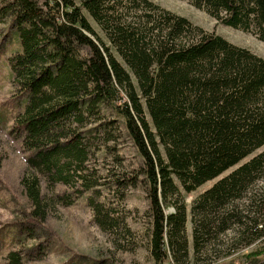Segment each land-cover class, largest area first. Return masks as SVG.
<instances>
[{
	"label": "trees",
	"instance_id": "obj_1",
	"mask_svg": "<svg viewBox=\"0 0 264 264\" xmlns=\"http://www.w3.org/2000/svg\"><path fill=\"white\" fill-rule=\"evenodd\" d=\"M187 1L264 43V0ZM9 20L21 45L9 58L12 132L28 154L22 184L34 217L45 214V182L67 206L85 192L103 231H127L119 195L106 201L97 189L110 144L123 135L142 161L159 264L166 247L187 258L181 192L238 165L192 205L195 252L235 227L264 236V152L243 163L264 147V59L150 0H0V24ZM253 256L261 262L264 248ZM9 258L21 264L17 254Z\"/></svg>",
	"mask_w": 264,
	"mask_h": 264
},
{
	"label": "rangeland",
	"instance_id": "obj_2",
	"mask_svg": "<svg viewBox=\"0 0 264 264\" xmlns=\"http://www.w3.org/2000/svg\"><path fill=\"white\" fill-rule=\"evenodd\" d=\"M71 1L77 4L81 0ZM150 1L188 19L207 33L221 36L264 59V43L252 33L220 24L206 12L190 5L187 0ZM85 15L90 19L87 12ZM92 23L102 40L110 46L101 28ZM13 33L10 20L0 24V264H14L9 258V254L13 253L19 256L21 264H159L151 254L153 225L146 180L141 174L142 161L128 136L122 135L120 140L110 144L109 154L114 153L104 160L108 166L104 169L102 167L107 178L103 186L97 188L106 195V201H114L115 195H119L123 206H120L117 217H120L119 220L124 223L122 227L127 231L124 232L122 228L118 233L103 231L94 221L92 208L87 202L89 197L85 192L79 190L78 197L75 195L72 204L67 206L53 197L45 182H42V194L46 198V206L41 210L45 214L42 219L32 214L33 206L22 184L23 178L30 171L28 154L12 132L16 108L12 105L15 96L9 79V58L21 48L15 35L12 41ZM262 152L264 147L243 163ZM117 156L119 158L116 162L111 161ZM102 160L99 159V162ZM236 167L194 193L181 192V200L187 206L189 217L187 258H180L179 255L176 259L166 247L167 258L160 264H264V259L261 262L253 260V255L264 248V236L254 240L241 235L237 227L221 235L217 242L210 243L200 253L194 249L191 212L195 199ZM258 184V187L263 186L264 180ZM61 190L63 188H57V191ZM104 199L102 196L99 201L104 202ZM166 211L170 214L174 208H167Z\"/></svg>",
	"mask_w": 264,
	"mask_h": 264
}]
</instances>
